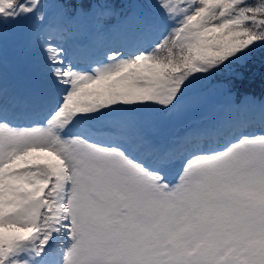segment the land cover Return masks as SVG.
I'll list each match as a JSON object with an SVG mask.
<instances>
[{
  "label": "rangeland",
  "instance_id": "obj_1",
  "mask_svg": "<svg viewBox=\"0 0 264 264\" xmlns=\"http://www.w3.org/2000/svg\"><path fill=\"white\" fill-rule=\"evenodd\" d=\"M158 1L151 17L134 0L107 24L96 5L59 19L40 0H0V264H264L261 128L223 135L239 139L217 157L174 154L199 124L232 127L264 106L236 103L216 81L264 48V22L242 8L255 0ZM23 9L32 33L10 43L30 25ZM249 22L262 36L243 29ZM101 30L100 48L113 50L71 63ZM171 35L190 54L185 72L153 62ZM141 46L117 60L116 49ZM162 158L174 162L169 174ZM63 209L67 232L52 255Z\"/></svg>",
  "mask_w": 264,
  "mask_h": 264
},
{
  "label": "trees",
  "instance_id": "obj_2",
  "mask_svg": "<svg viewBox=\"0 0 264 264\" xmlns=\"http://www.w3.org/2000/svg\"><path fill=\"white\" fill-rule=\"evenodd\" d=\"M134 0H81L82 7L89 10L92 5L98 6L99 9L105 11V20L113 22L116 14H125L129 12L130 8L136 7L132 4ZM44 5L55 4L59 12H73L76 9L77 0H41ZM158 0H137L139 9L148 12V16L158 13L160 7ZM149 5L156 7L157 10H152ZM154 8V7H153ZM245 13L255 20L261 19L264 22V0H255L250 4L242 6ZM55 9V8H54ZM26 20L27 13L24 14ZM260 20V21H261ZM264 25V23H263ZM262 24L249 22L243 26V29L250 32H255L256 36H262ZM261 33V34H260ZM162 45L157 46L153 55V62L158 64L161 68L167 70L174 67L185 72L190 67V54L184 51L179 45L174 43V36L164 38ZM205 80V78L203 79ZM210 81V79H208ZM216 81L224 82L228 86V92L232 94L236 101H240L246 97H253L258 100L264 99V48H256L252 51L250 58L246 60L244 65H234V71L231 75L224 72L218 76ZM211 82V81H210ZM205 81L201 84L203 86ZM199 91V90H198Z\"/></svg>",
  "mask_w": 264,
  "mask_h": 264
},
{
  "label": "bare ground",
  "instance_id": "obj_3",
  "mask_svg": "<svg viewBox=\"0 0 264 264\" xmlns=\"http://www.w3.org/2000/svg\"><path fill=\"white\" fill-rule=\"evenodd\" d=\"M96 47H98V46H96ZM92 49H93V44H92V42H90L87 45L86 50H84L82 52L81 56L78 58V61H75L71 56L69 58V61L73 64H76V63L80 62L81 58H83V59H85V61H83V63H88V62H91L93 60H96L98 55H102V56H100V58L104 57L105 55L107 56V53H109V52H111V50H113V49H111L109 51V49L107 47H105L101 50L98 47V48H96V51L93 54H91ZM116 50L121 51L119 57L117 58V60L119 61V60H123L125 58H128L132 53H133V56L137 55V53L140 50H142V46L139 47L138 50H135V49L131 50V52H128L126 50H122L121 48L116 49ZM62 67L66 68V65H63ZM56 102H58V100ZM56 102L53 104L54 110L57 109L55 107L57 105ZM208 114H205L204 116L206 117V115H208ZM253 114L258 116V120H256V121L254 120V118L256 116H254ZM244 115L248 116V117L244 118L241 122H239L236 125H233L232 127H230L229 125H225V128H224V125H220L218 127V124H211V122H207V121L205 122L204 126L199 124V128L202 127V129L200 131H199V128L197 129V131L200 132V135L199 136H193L188 141H186V138H183L184 140L182 142L184 144H182L180 148L176 149L177 151L174 154H176V153L178 154L177 159H178L179 163H181L182 161H187V162L189 160L193 161L195 157L201 159L202 157H200L199 155H206L207 157H217V155L219 156L220 154H222L223 151L227 147H229V145H231L234 141L226 142V143H224L223 146L215 145V144L211 143L210 140L213 138V135H216L219 131H222L221 136L223 137V135H227L231 131L240 130L241 127H242V129H248V130H250V132H252L251 130L254 129V126H256V127L261 128L260 132L257 133L256 135L264 136V106L259 107L258 110H253L252 113L245 112ZM224 118L230 122V118L232 119L230 112L228 114H226V116ZM79 134L81 137L90 138L89 134H87L84 130H81V132ZM246 135H249V133H246ZM249 136H250L251 140L255 139V134H250ZM81 137L77 138V141L81 140ZM223 138H222V140H223ZM111 143H115V142H110L109 144H111ZM113 146H115V145L113 144ZM191 148H194V150L190 151ZM145 152L149 156L154 155L153 152L151 150H149L148 148H145ZM184 153H188L187 158L182 157L184 155ZM197 155L199 157H197ZM156 157H158V156H155L154 159ZM141 158H143V157L141 156ZM162 159L164 160V158H162ZM155 160L159 161L160 159L156 158ZM164 162L167 164L164 167V173L169 174V172H170L169 166L174 165V162L172 160L166 161V159L164 160ZM261 165H264V162H262ZM175 169L176 168H174L173 171H176ZM260 169L262 170L260 172H261V174H263V179L260 180L259 183H260V185L264 186V167H261Z\"/></svg>",
  "mask_w": 264,
  "mask_h": 264
}]
</instances>
